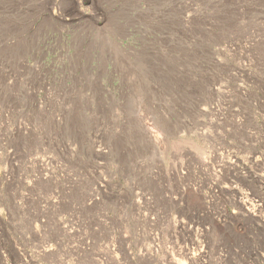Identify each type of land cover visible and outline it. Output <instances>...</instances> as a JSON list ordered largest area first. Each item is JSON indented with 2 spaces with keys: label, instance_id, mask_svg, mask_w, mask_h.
<instances>
[{
  "label": "rangeland",
  "instance_id": "obj_1",
  "mask_svg": "<svg viewBox=\"0 0 264 264\" xmlns=\"http://www.w3.org/2000/svg\"><path fill=\"white\" fill-rule=\"evenodd\" d=\"M0 264H264V0H0Z\"/></svg>",
  "mask_w": 264,
  "mask_h": 264
},
{
  "label": "bare ground",
  "instance_id": "obj_2",
  "mask_svg": "<svg viewBox=\"0 0 264 264\" xmlns=\"http://www.w3.org/2000/svg\"><path fill=\"white\" fill-rule=\"evenodd\" d=\"M239 204H240V206L242 207V208H244L247 212H249V213H251L252 214V210L256 207V206H258L257 204H255V203H252L251 201H248V200H246V199H241V198H239ZM250 207H252L253 209L251 210V208Z\"/></svg>",
  "mask_w": 264,
  "mask_h": 264
}]
</instances>
